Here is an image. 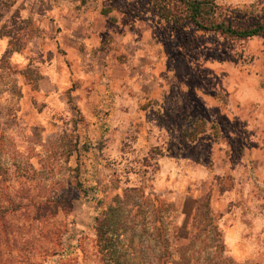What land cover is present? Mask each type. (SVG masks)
Returning <instances> with one entry per match:
<instances>
[{
    "label": "rangeland",
    "instance_id": "374dc122",
    "mask_svg": "<svg viewBox=\"0 0 264 264\" xmlns=\"http://www.w3.org/2000/svg\"><path fill=\"white\" fill-rule=\"evenodd\" d=\"M186 1L113 0L160 85L36 120L0 59V264H264V34L217 27L264 26V0Z\"/></svg>",
    "mask_w": 264,
    "mask_h": 264
},
{
    "label": "crops",
    "instance_id": "0c3cea01",
    "mask_svg": "<svg viewBox=\"0 0 264 264\" xmlns=\"http://www.w3.org/2000/svg\"><path fill=\"white\" fill-rule=\"evenodd\" d=\"M3 1L9 9L0 19V59L18 72L25 115L40 120L65 99L92 101L121 85L162 83L161 46L149 28L118 16L113 0Z\"/></svg>",
    "mask_w": 264,
    "mask_h": 264
},
{
    "label": "trees",
    "instance_id": "16d2710c",
    "mask_svg": "<svg viewBox=\"0 0 264 264\" xmlns=\"http://www.w3.org/2000/svg\"><path fill=\"white\" fill-rule=\"evenodd\" d=\"M186 5L188 6V9L192 11L191 12L192 16L190 18L196 23H198V21L196 20V16L201 11L202 7L204 6V3L197 1V0H193V1L189 0V1H186ZM209 26H213V24H210ZM201 27H204V26H201ZM217 27H219L222 31L226 32L227 34L235 35L238 37H249L252 35L264 34V26H258L254 28L233 29L229 25L225 26L223 24H217Z\"/></svg>",
    "mask_w": 264,
    "mask_h": 264
}]
</instances>
